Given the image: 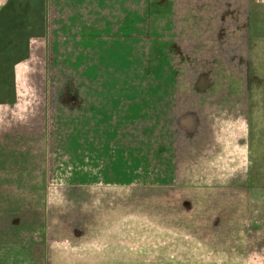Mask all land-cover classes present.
I'll list each match as a JSON object with an SVG mask.
<instances>
[{"label":"rangeland","instance_id":"1","mask_svg":"<svg viewBox=\"0 0 264 264\" xmlns=\"http://www.w3.org/2000/svg\"><path fill=\"white\" fill-rule=\"evenodd\" d=\"M45 2L16 68L0 264L239 258L229 184L264 185V0ZM241 129L250 162L229 169Z\"/></svg>","mask_w":264,"mask_h":264},{"label":"crops","instance_id":"2","mask_svg":"<svg viewBox=\"0 0 264 264\" xmlns=\"http://www.w3.org/2000/svg\"><path fill=\"white\" fill-rule=\"evenodd\" d=\"M5 2L6 0L0 5V8ZM24 61L16 65L15 72L18 65ZM234 87L235 85L232 84L230 89H233ZM235 90H237V87ZM17 99L18 98L16 97V102L13 104H0L1 172L8 171L9 173L15 171L14 168H20L21 162L17 160L16 154L12 150L8 151L12 144L7 140V136H11L9 132H11L13 125L11 118L13 111L12 106L17 103ZM239 132L242 136H238ZM238 133L235 137V146L233 149L234 154H236V156L233 155L236 163L229 169L238 170L241 168V170H243L250 162V152L248 142H246L248 130L241 129ZM242 154L244 156H242ZM254 180L247 178L245 175L243 180L235 179L229 184L232 188V194L227 198L230 205V212L234 211L235 217L240 219L239 222L234 225L235 228H238V230L235 231V234L238 233L244 236L240 257L235 259L231 258L229 264H264V185L258 184ZM0 185L6 184L4 182L0 183ZM233 190H235L234 194ZM236 193L237 195L235 196ZM239 225L240 227H238Z\"/></svg>","mask_w":264,"mask_h":264},{"label":"trees","instance_id":"3","mask_svg":"<svg viewBox=\"0 0 264 264\" xmlns=\"http://www.w3.org/2000/svg\"><path fill=\"white\" fill-rule=\"evenodd\" d=\"M47 28L45 0H6L0 8V104L16 102L18 63L29 57L30 41Z\"/></svg>","mask_w":264,"mask_h":264}]
</instances>
